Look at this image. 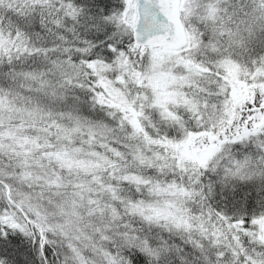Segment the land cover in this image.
Masks as SVG:
<instances>
[{
    "label": "snow or ice",
    "instance_id": "snow-or-ice-1",
    "mask_svg": "<svg viewBox=\"0 0 264 264\" xmlns=\"http://www.w3.org/2000/svg\"><path fill=\"white\" fill-rule=\"evenodd\" d=\"M0 264H264V0H0Z\"/></svg>",
    "mask_w": 264,
    "mask_h": 264
}]
</instances>
